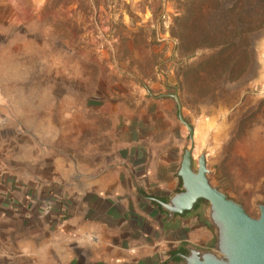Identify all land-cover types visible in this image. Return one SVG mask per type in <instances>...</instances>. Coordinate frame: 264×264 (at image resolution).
<instances>
[{
    "label": "rangeland",
    "instance_id": "1",
    "mask_svg": "<svg viewBox=\"0 0 264 264\" xmlns=\"http://www.w3.org/2000/svg\"><path fill=\"white\" fill-rule=\"evenodd\" d=\"M260 21L264 0H0V100L70 155L142 138L150 187L175 192L189 134L174 99L155 97L176 93L195 166L206 151L210 183L257 217L264 26L243 30Z\"/></svg>",
    "mask_w": 264,
    "mask_h": 264
},
{
    "label": "crops",
    "instance_id": "2",
    "mask_svg": "<svg viewBox=\"0 0 264 264\" xmlns=\"http://www.w3.org/2000/svg\"><path fill=\"white\" fill-rule=\"evenodd\" d=\"M31 126L0 100V264H176L181 247L210 243L199 203L171 218L153 200L172 192L147 182L142 138L79 156Z\"/></svg>",
    "mask_w": 264,
    "mask_h": 264
},
{
    "label": "water",
    "instance_id": "3",
    "mask_svg": "<svg viewBox=\"0 0 264 264\" xmlns=\"http://www.w3.org/2000/svg\"><path fill=\"white\" fill-rule=\"evenodd\" d=\"M146 91L152 96L150 91ZM163 97L174 99L178 119L188 130L190 146L184 150L177 172L180 190L172 192L166 201L153 200L171 218L194 211L199 203L197 210L201 220L212 232L207 246L188 244L186 253L178 254L180 260L176 264H264V202L257 204L259 214L252 217L240 203L210 183L206 151L196 156L195 166L194 128L182 114L178 95L162 94L155 98Z\"/></svg>",
    "mask_w": 264,
    "mask_h": 264
},
{
    "label": "trees",
    "instance_id": "4",
    "mask_svg": "<svg viewBox=\"0 0 264 264\" xmlns=\"http://www.w3.org/2000/svg\"><path fill=\"white\" fill-rule=\"evenodd\" d=\"M261 26H264V21H260L259 24L256 25V26H254V27H247V28H245V29L243 30V32H245V34H244V38L248 40L249 37H250V36L248 35V34H249L248 32H252V28H253V29H259ZM175 259L177 260V259H180V258L177 257V258H175Z\"/></svg>",
    "mask_w": 264,
    "mask_h": 264
},
{
    "label": "flooded vegetation",
    "instance_id": "5",
    "mask_svg": "<svg viewBox=\"0 0 264 264\" xmlns=\"http://www.w3.org/2000/svg\"><path fill=\"white\" fill-rule=\"evenodd\" d=\"M199 202H201V201H199ZM183 253V254H185L186 253V249L184 248V247H181L179 250H178V253Z\"/></svg>",
    "mask_w": 264,
    "mask_h": 264
}]
</instances>
